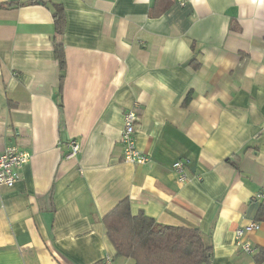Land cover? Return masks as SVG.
<instances>
[{
    "label": "crops",
    "instance_id": "0c3cea01",
    "mask_svg": "<svg viewBox=\"0 0 264 264\" xmlns=\"http://www.w3.org/2000/svg\"><path fill=\"white\" fill-rule=\"evenodd\" d=\"M135 105L149 161L133 165L121 136ZM11 147L32 158L0 188V264H135L103 224L124 200L200 230L208 264H264V0H0V153ZM254 221L247 254L234 231Z\"/></svg>",
    "mask_w": 264,
    "mask_h": 264
},
{
    "label": "trees",
    "instance_id": "16d2710c",
    "mask_svg": "<svg viewBox=\"0 0 264 264\" xmlns=\"http://www.w3.org/2000/svg\"><path fill=\"white\" fill-rule=\"evenodd\" d=\"M56 30L62 34L65 19L55 8ZM61 69L66 61L62 44H56ZM64 77V75H63ZM129 200L120 202L104 218L108 237L118 257L132 259L135 264H208L213 247L198 229L160 225L144 212L132 213ZM264 261V251L256 257Z\"/></svg>",
    "mask_w": 264,
    "mask_h": 264
},
{
    "label": "built area",
    "instance_id": "2783aa9c",
    "mask_svg": "<svg viewBox=\"0 0 264 264\" xmlns=\"http://www.w3.org/2000/svg\"><path fill=\"white\" fill-rule=\"evenodd\" d=\"M139 107L135 105L125 112L124 128L122 131L121 142L124 149L123 160L127 164H145L149 161L144 157L138 147L136 140V128L139 122ZM71 152L69 157H75L81 147L77 140L70 141ZM32 155L27 151H22L17 147L7 148L5 152L0 153V188L12 189L20 180L21 169L31 161ZM186 164L184 161H177L173 165V172L179 182L185 184L189 181L186 173ZM256 200L264 201V188L258 192ZM261 224L257 221L249 223L243 228L237 229L234 234V245L244 253L253 254L255 252L252 243L246 238L250 232L260 231ZM103 264H113L111 258L104 260Z\"/></svg>",
    "mask_w": 264,
    "mask_h": 264
}]
</instances>
